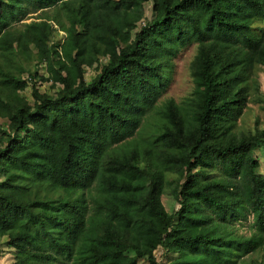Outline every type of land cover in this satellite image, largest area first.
<instances>
[{"label": "trees", "instance_id": "trees-1", "mask_svg": "<svg viewBox=\"0 0 264 264\" xmlns=\"http://www.w3.org/2000/svg\"><path fill=\"white\" fill-rule=\"evenodd\" d=\"M146 3L151 19L138 27ZM24 4L66 7L65 36L49 45L46 20L15 34ZM260 22L264 0H0V53L35 49L47 75L28 74L29 103L11 59L0 67V238L11 264H237L263 249L264 129L233 130L264 67ZM190 44L186 107L167 101L139 134ZM248 216L255 232L239 238L231 225ZM158 249L176 257L161 263Z\"/></svg>", "mask_w": 264, "mask_h": 264}, {"label": "rangeland", "instance_id": "rangeland-1", "mask_svg": "<svg viewBox=\"0 0 264 264\" xmlns=\"http://www.w3.org/2000/svg\"><path fill=\"white\" fill-rule=\"evenodd\" d=\"M26 14L20 23L12 24V30L15 34L21 32L25 25L30 22L46 20L48 23H54L53 34L49 37V45L51 42H56L65 36L63 31H59L60 24L67 25L66 20V7H57L52 10L46 11H34L29 8L26 4ZM144 17L143 20L138 23V27L144 26L151 19V4L146 3L144 5ZM256 33L259 29L264 30V22L256 23L254 25ZM35 49H31L28 53V57L25 55H18L16 52L12 56L2 55L0 53V67H4L9 63V59L13 62L12 66L9 68L14 73H20V78L27 82V88L19 93V96L27 100V102L32 103V88L29 82L28 74L37 72L39 76L47 77L45 71V63L38 65V61L35 57ZM197 45L190 44L185 48L181 49L178 54L171 60L169 73L165 79V90L161 94L160 98L156 102L153 111L148 115L145 122L143 123L142 131L139 133L145 135L146 130L151 127L154 123L153 119L162 111L164 104L172 100L175 105L180 108L186 107V102L191 96L194 85L192 82L190 64L194 60L196 55ZM95 68V67H93ZM93 68H86L85 79L89 82L95 75L96 71ZM23 69V71H22ZM255 80L257 81L256 90L249 100V104L244 110V113L239 117L233 130L237 134H245L247 136H254L260 130L264 129V112L262 111V106L264 103V67H258L255 69ZM36 89L42 94L53 95V91L50 90V83H44L39 79L36 80ZM8 122L6 119L0 117V134L1 130L6 131ZM137 139V136H135ZM6 142L4 138H0V149L5 146ZM120 151V150H119ZM121 152V151H120ZM264 157V155H263ZM2 178L0 177V180ZM172 187L165 189L163 199V206L168 212H173L178 209V204L170 195ZM252 217L248 216L246 220H241L238 222H233L231 229L233 233L239 238H248L254 232ZM6 237L0 238V264H11L14 261L13 252L6 246ZM154 256L161 263H166L169 260L174 259L176 256H168L165 258L161 250L158 249L154 252ZM60 264H71L60 263ZM237 264H264V248L258 249L257 251L247 254L238 260Z\"/></svg>", "mask_w": 264, "mask_h": 264}]
</instances>
